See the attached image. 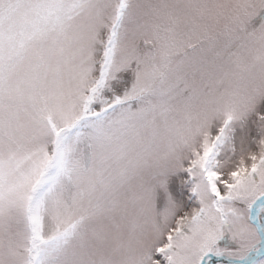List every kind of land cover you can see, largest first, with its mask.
Returning a JSON list of instances; mask_svg holds the SVG:
<instances>
[{"label": "snow or ice", "instance_id": "obj_1", "mask_svg": "<svg viewBox=\"0 0 264 264\" xmlns=\"http://www.w3.org/2000/svg\"><path fill=\"white\" fill-rule=\"evenodd\" d=\"M0 264H264V0H0Z\"/></svg>", "mask_w": 264, "mask_h": 264}]
</instances>
